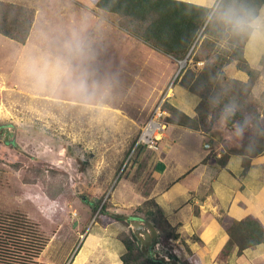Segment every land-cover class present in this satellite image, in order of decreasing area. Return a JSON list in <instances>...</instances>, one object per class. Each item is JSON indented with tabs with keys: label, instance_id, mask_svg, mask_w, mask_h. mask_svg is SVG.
<instances>
[{
	"label": "rangeland",
	"instance_id": "obj_1",
	"mask_svg": "<svg viewBox=\"0 0 264 264\" xmlns=\"http://www.w3.org/2000/svg\"><path fill=\"white\" fill-rule=\"evenodd\" d=\"M226 1L228 2H209L212 4L209 19L212 18L214 23L208 30L203 28L205 32L201 30V38H198L199 41L197 39L198 42L196 41L193 48V52H196V48L198 51L196 54L192 52L190 60L186 62L183 61L186 57L179 60L171 56L165 60V56L150 52L151 49L147 51L148 47L142 45L140 39L123 27L130 34L126 31L121 33L124 53L121 54L118 70L111 75L101 69L96 54H93V64L83 63L81 66L74 61L72 71L67 74L70 81L63 80L60 83L57 95L69 96L81 103L92 98L114 100L107 103L106 109L67 103L62 101L63 97L55 100L51 97L22 95L9 89L0 74V124H10L16 128L17 144L5 141V134L2 133L0 213L9 217L21 214L27 218L38 232L41 242L46 243L39 262L78 264L73 262L75 254L79 247H85L88 241H84V237L79 234L93 233L100 228L106 233L103 229L106 226L102 222L103 213L109 215L108 212L113 211L141 217L136 212V207L145 200V194L155 186L157 178L150 172L153 171L155 157H147L150 151L148 148L137 155V141L159 99H162L170 86L178 96L182 90L178 85L189 91L188 95L196 96L191 94L181 80L191 65H199L200 60H203L202 65H217L219 84L223 87L233 86L232 79L249 81V75L236 66V61L231 60L234 50L232 44H235L234 39L237 36L227 24L231 12L236 9L233 3L228 2L224 6L221 4ZM15 3L34 8L39 0H15ZM256 18L264 21V9ZM244 31L241 29L242 33ZM5 39L0 35V63L5 56H15L11 41ZM247 50L248 61L254 67H260L261 74L255 79L246 101L255 110L254 114L261 113V120L264 122V63L260 66V61L264 58V28L261 29L260 35L251 40ZM116 59L119 58L116 56ZM67 84H71L69 90ZM170 99L167 102L172 104ZM165 110L166 115H170V111ZM232 111L233 108L224 111L216 120L214 130L204 133L207 138L211 137L208 141L212 148L211 155L215 157L216 153L224 152L225 155L222 154L227 160L225 166L233 173H239V177L232 180L227 172L228 186H238V181L244 177L249 183L250 195L261 194L264 192V154L253 158L228 155L230 150L242 147L252 136L251 129L245 128L250 122L243 121L245 119L240 116L228 124L226 115L232 118ZM251 114L253 115L244 113L245 118L250 119ZM192 140L193 136L187 139L189 143ZM219 164L221 165V160ZM224 187L225 182L219 185L218 193L224 197L218 202H227L228 191ZM134 190L139 194L134 196ZM240 191L239 189L237 195L232 198L240 197ZM82 195H85L86 199H83ZM227 206L225 203L220 207L218 213L220 211L221 215L216 211L211 225L220 222L222 213H227L229 209ZM255 210L263 214L264 208ZM255 210L250 209L252 212ZM113 224L109 227L107 239L121 253L124 251V245L115 234L131 228L120 220ZM183 238L202 241L197 234L191 237L184 234ZM175 245H178L177 242L173 243V247ZM169 246L160 245V250L163 253L170 251L172 247ZM174 251L178 254V259L184 262L187 256L186 246L182 244Z\"/></svg>",
	"mask_w": 264,
	"mask_h": 264
},
{
	"label": "crops",
	"instance_id": "obj_2",
	"mask_svg": "<svg viewBox=\"0 0 264 264\" xmlns=\"http://www.w3.org/2000/svg\"><path fill=\"white\" fill-rule=\"evenodd\" d=\"M9 1L15 3V0ZM182 1L212 9V4L209 2L214 0ZM34 8L36 10L35 17L26 43H19L0 34L3 36V40L7 38L11 41L10 44L15 51V56H13L14 54L5 56L0 63V74L6 82V86L12 91L26 96L51 97L55 100H60L63 97L62 101L67 103L106 109L107 103L114 102V100L92 98L83 100L81 103L69 96L57 95V88L63 80L70 81L67 74L72 71L74 61L81 66L83 63L93 64L95 62L93 54L98 56L97 62L101 63V69H104L105 73L108 72L111 75L112 72L118 70L121 64V54L124 53L121 33L126 31L120 26L118 15L97 7L93 0H39ZM263 9L264 5L260 11ZM126 33L129 32L126 31ZM127 36L129 37V35ZM253 39L251 33L244 47V55L247 60L249 59L247 49ZM140 40L142 45L145 44L148 47L143 50L150 51L151 49L150 52L165 56V60L172 56L154 48L143 39ZM193 50L184 60H190ZM197 51L198 48H196ZM196 52L193 53L196 54ZM116 56L119 58L118 60ZM262 60L263 58L260 61V66ZM202 62L203 60H200L198 64L202 65ZM46 66L47 71H45ZM56 68L59 70L53 72L52 69ZM179 69L181 70V68ZM4 81L2 80L3 83ZM66 87L69 90L71 84H67ZM177 87L182 89L179 96L175 91L173 93V88L170 86L162 97L167 95L165 101L171 98L170 101L174 106L194 117L196 115L195 108L200 98L194 93L191 94L196 95L195 97L198 99L188 95L189 91L182 86L178 85ZM117 96L118 94L115 97ZM164 135L163 139L159 141L158 149L148 151L147 157L152 156L156 159L155 165L152 167L153 171L150 172L152 176L155 175L157 182L154 187H151L149 193L145 194V199L154 198L156 200L169 221L177 228L179 227L181 239L189 245L193 252L199 255L203 264H264V243L247 248L242 254H238L237 247L229 255L222 253L229 239L223 227V220L226 217L240 219L248 214H254L264 222V210L263 214L255 210L264 208V192L250 195L249 183L244 177L241 179L242 182L238 181L240 182L238 186H228L226 178L230 175L229 178L236 179L239 177V173H233L225 166L226 163H221L222 166L219 164L221 151L216 153L215 157L211 155L212 148L206 146L211 137L207 138L204 132L167 124ZM190 136H193L194 139L191 143L187 141ZM165 138H167L165 143L161 145ZM224 182V188L228 191L227 202L225 200V202H218L220 198L224 197L218 193L219 185ZM239 189L241 196L232 198L233 195H237ZM133 192L134 196L139 194L137 190ZM225 203L229 206L227 213H222L220 222L211 225L216 211L221 215L218 210ZM250 209L255 211L252 212ZM113 225L112 222L103 227L106 233H103L101 228L93 233H80V237H84V241L86 239L88 241L85 247L82 245L79 247L73 262L76 261L78 264H121L125 249L120 253L107 239L109 227ZM120 232L115 234L116 238ZM184 234L186 237L197 234L202 241L184 239ZM177 244L181 246L183 243L177 241Z\"/></svg>",
	"mask_w": 264,
	"mask_h": 264
},
{
	"label": "trees",
	"instance_id": "obj_3",
	"mask_svg": "<svg viewBox=\"0 0 264 264\" xmlns=\"http://www.w3.org/2000/svg\"><path fill=\"white\" fill-rule=\"evenodd\" d=\"M93 1L97 7L118 15L121 27L151 44L154 48L177 59L186 57L197 39L201 38L199 37L201 30L205 32V29L208 30L214 23L212 18L209 19L211 8L182 0ZM228 2L233 3L236 9L231 12V21L229 20L227 24L237 36L234 39L235 44H232L234 50L231 60L236 61V66L249 75V81L242 82L232 79L233 86L223 87L222 84H219L217 65L194 63L184 72L181 80L185 87L200 98L195 108L196 115L191 117L165 101L163 108L169 110L170 115H166L164 120L167 124L210 133L214 130L215 122L221 114L233 108L232 118L226 115L228 124L232 123L235 117L240 116L245 119L243 121L250 122V125L245 128L251 129L252 136L242 147L230 150L228 155L253 158L264 154V122L261 120V113L254 114L255 110L246 100L255 79L260 76L261 70L251 65L244 55V47L252 30L244 28L245 31L242 33L241 28L235 25V18H256L264 5V0H228ZM228 2H221V4L224 6ZM35 11L33 7L0 0V34L19 43H26L34 21ZM262 62L264 63V58ZM235 106L237 109H234ZM244 113H253V115L251 114L250 119H247ZM136 148L137 155L142 154L146 149L143 144H137ZM222 153L224 152L221 151L220 160L222 164H225L227 160L224 159ZM136 212L142 218L149 219L155 224L163 247L169 245L172 247L170 251L165 252L166 254L178 259V254L174 250L179 246L173 247V243L182 242L187 250V256L183 263L203 264L199 255L193 252L189 245L181 239L177 226L169 221L154 198H147L138 204ZM99 214L102 213L99 212ZM102 216L104 225L119 220L105 213ZM124 223L128 225L126 222ZM222 223L229 237L223 248V255H229L236 247L238 254H242L245 249L264 243V222L254 214H248L240 219L226 217ZM37 234L38 232L25 216L17 214L9 217L0 213V264H42L39 262V258L46 243L41 242ZM117 239L125 249L121 264H161L150 259L141 251L139 241L131 229L121 231L117 235Z\"/></svg>",
	"mask_w": 264,
	"mask_h": 264
},
{
	"label": "water",
	"instance_id": "obj_4",
	"mask_svg": "<svg viewBox=\"0 0 264 264\" xmlns=\"http://www.w3.org/2000/svg\"><path fill=\"white\" fill-rule=\"evenodd\" d=\"M194 46L195 44L189 53L193 50ZM206 146L210 147L211 144L207 143ZM82 198L86 199V196L82 195ZM108 214L116 219L126 222L130 226L133 235L139 241L141 251L150 259L161 264H185L181 260L171 257L160 250L159 231L155 224L149 219L113 211H109Z\"/></svg>",
	"mask_w": 264,
	"mask_h": 264
},
{
	"label": "built area",
	"instance_id": "obj_5",
	"mask_svg": "<svg viewBox=\"0 0 264 264\" xmlns=\"http://www.w3.org/2000/svg\"><path fill=\"white\" fill-rule=\"evenodd\" d=\"M184 62H186V60H184ZM166 98L167 95L162 97L157 107H155V109L153 110L148 121L145 123L144 127L141 130L137 144H143L146 148L152 150L158 149L159 141H161L165 136L164 134L167 128V124L164 120L167 112L163 108Z\"/></svg>",
	"mask_w": 264,
	"mask_h": 264
},
{
	"label": "clouds",
	"instance_id": "obj_6",
	"mask_svg": "<svg viewBox=\"0 0 264 264\" xmlns=\"http://www.w3.org/2000/svg\"><path fill=\"white\" fill-rule=\"evenodd\" d=\"M231 19V17H230ZM235 25L238 28L244 29L248 28L252 30L253 37L261 34V29L264 28V21H261L259 18L255 17H237L235 18ZM47 66L45 68V71H47ZM59 69H52L53 72H57Z\"/></svg>",
	"mask_w": 264,
	"mask_h": 264
},
{
	"label": "flooded vegetation",
	"instance_id": "obj_7",
	"mask_svg": "<svg viewBox=\"0 0 264 264\" xmlns=\"http://www.w3.org/2000/svg\"><path fill=\"white\" fill-rule=\"evenodd\" d=\"M2 133L5 134L4 140L8 143H15L16 130L10 124H0V138L2 137Z\"/></svg>",
	"mask_w": 264,
	"mask_h": 264
}]
</instances>
